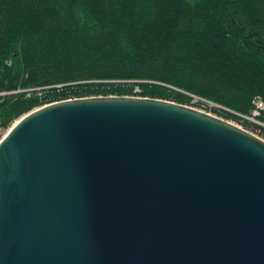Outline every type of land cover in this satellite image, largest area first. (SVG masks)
Wrapping results in <instances>:
<instances>
[{
	"label": "water",
	"instance_id": "95a60500",
	"mask_svg": "<svg viewBox=\"0 0 264 264\" xmlns=\"http://www.w3.org/2000/svg\"><path fill=\"white\" fill-rule=\"evenodd\" d=\"M0 264H264V139L157 98L38 107L0 140Z\"/></svg>",
	"mask_w": 264,
	"mask_h": 264
},
{
	"label": "trees",
	"instance_id": "16d2710c",
	"mask_svg": "<svg viewBox=\"0 0 264 264\" xmlns=\"http://www.w3.org/2000/svg\"><path fill=\"white\" fill-rule=\"evenodd\" d=\"M0 93V138L45 104L110 95L200 98L264 135L246 119L264 102V0H0Z\"/></svg>",
	"mask_w": 264,
	"mask_h": 264
},
{
	"label": "rangeland",
	"instance_id": "374dc122",
	"mask_svg": "<svg viewBox=\"0 0 264 264\" xmlns=\"http://www.w3.org/2000/svg\"><path fill=\"white\" fill-rule=\"evenodd\" d=\"M98 81H91V82H88V81H83V82H78V83H81V84H87V83H97ZM74 84H76V83H74ZM63 85H57L56 87L57 88H59V87H62ZM49 88H52V87H44V88H31V89H25V90H23V89H18L17 91H14V92H10V93H16V92H23V91H25V92H27V94H28V96H30V95H33L35 92H36V94L35 95H37V96H41L42 94H43V92H45L44 90H48ZM136 91H140L139 90V88L138 87H136ZM5 94H7V93H0V95H5ZM70 99H73V98H69V99H67V100H70ZM260 100V99H259ZM258 100H256V102H257ZM263 101V100H262ZM198 102H204V103H206V105L205 106H203V105H197V103ZM255 102V103H256ZM53 103V102H52ZM192 104H194V106H191V105H188V106H191V107H193V108H196V109H198V110H201V111H204V112H207V113H210V114H212V115H215V116H217L216 114H214V113H212L210 110H209V107H214V106H216V107H218V105H216V104H214V103H212V102H208V101H206V100H202V99H200V98H194V100H193V103ZM185 105V104H184ZM209 106V107H208ZM218 117H220V116H218ZM222 118V117H221ZM224 119V118H223ZM246 119L247 120H250L251 122H253V123H255V124H260V125H264L262 122H260L259 120H252L250 117H246ZM227 120V119H226ZM18 121V120H17ZM16 121V122H17ZM229 122H231V123H234L235 125H238V126H240V127H242V128H244L240 123H238V122H236V121H234V120H228ZM15 122V123H16ZM14 123V124H15ZM13 124V125H14ZM10 129V128H9ZM9 129L7 130V131H4L3 133H2V136H1V138H0V140L6 135V133L9 131ZM245 129V128H244ZM252 132V131H251ZM252 133H254V134H256V135H258V136H260V137H262L263 139H264V135H262L261 133H259V132H252Z\"/></svg>",
	"mask_w": 264,
	"mask_h": 264
},
{
	"label": "built area",
	"instance_id": "2783aa9c",
	"mask_svg": "<svg viewBox=\"0 0 264 264\" xmlns=\"http://www.w3.org/2000/svg\"><path fill=\"white\" fill-rule=\"evenodd\" d=\"M264 109V102L262 100H258L256 102V107L253 110V114L250 117L252 120H258V118L261 116L262 110Z\"/></svg>",
	"mask_w": 264,
	"mask_h": 264
}]
</instances>
